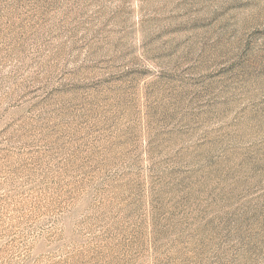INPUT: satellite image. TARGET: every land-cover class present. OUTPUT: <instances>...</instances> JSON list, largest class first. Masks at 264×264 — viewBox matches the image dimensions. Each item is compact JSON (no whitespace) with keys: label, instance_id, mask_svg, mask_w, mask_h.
Wrapping results in <instances>:
<instances>
[{"label":"rangeland","instance_id":"rangeland-1","mask_svg":"<svg viewBox=\"0 0 264 264\" xmlns=\"http://www.w3.org/2000/svg\"><path fill=\"white\" fill-rule=\"evenodd\" d=\"M0 264H264V0H0Z\"/></svg>","mask_w":264,"mask_h":264}]
</instances>
